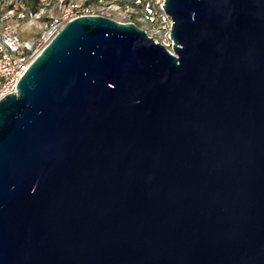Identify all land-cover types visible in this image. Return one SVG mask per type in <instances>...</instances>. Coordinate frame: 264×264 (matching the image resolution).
Returning a JSON list of instances; mask_svg holds the SVG:
<instances>
[{
  "label": "water",
  "instance_id": "1",
  "mask_svg": "<svg viewBox=\"0 0 264 264\" xmlns=\"http://www.w3.org/2000/svg\"><path fill=\"white\" fill-rule=\"evenodd\" d=\"M65 23L0 98V264H264V0Z\"/></svg>",
  "mask_w": 264,
  "mask_h": 264
},
{
  "label": "built area",
  "instance_id": "2",
  "mask_svg": "<svg viewBox=\"0 0 264 264\" xmlns=\"http://www.w3.org/2000/svg\"><path fill=\"white\" fill-rule=\"evenodd\" d=\"M165 0H0V98L16 91L29 63L59 29L78 16L101 15L132 23L171 54L174 40ZM42 20L35 37L22 38V24Z\"/></svg>",
  "mask_w": 264,
  "mask_h": 264
},
{
  "label": "rangeland",
  "instance_id": "3",
  "mask_svg": "<svg viewBox=\"0 0 264 264\" xmlns=\"http://www.w3.org/2000/svg\"><path fill=\"white\" fill-rule=\"evenodd\" d=\"M42 27V20L33 21L30 23L26 22L19 27V34L22 38L35 37L38 33H40Z\"/></svg>",
  "mask_w": 264,
  "mask_h": 264
}]
</instances>
